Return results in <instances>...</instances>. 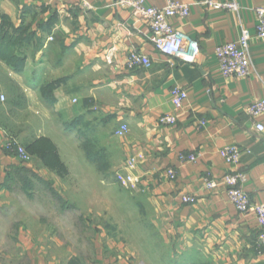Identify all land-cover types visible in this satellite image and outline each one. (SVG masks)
I'll return each mask as SVG.
<instances>
[{
    "label": "crops",
    "instance_id": "crops-1",
    "mask_svg": "<svg viewBox=\"0 0 264 264\" xmlns=\"http://www.w3.org/2000/svg\"><path fill=\"white\" fill-rule=\"evenodd\" d=\"M114 1L0 0V264H264L255 216L204 183L240 171L250 201L264 202V130L255 128L264 113L246 110L264 99V38L255 30L264 0H235L237 12L171 0L189 4L169 22L198 42L193 63L160 53L148 24ZM242 28L252 71L225 77L215 49L237 42ZM131 52L151 64L129 69ZM176 86L187 93L178 108ZM164 114L176 122L160 124ZM122 124L128 131L117 136ZM10 138L30 161L5 148ZM45 143L60 159L42 156ZM227 145L240 150L237 167L219 155ZM181 153L197 160L180 162ZM117 170L139 184L121 187Z\"/></svg>",
    "mask_w": 264,
    "mask_h": 264
},
{
    "label": "built area",
    "instance_id": "built-area-1",
    "mask_svg": "<svg viewBox=\"0 0 264 264\" xmlns=\"http://www.w3.org/2000/svg\"><path fill=\"white\" fill-rule=\"evenodd\" d=\"M145 0H115L114 5L125 7L132 12V16L137 21H145L151 29V40L155 48L162 54L179 59L186 63H193L199 53L198 42L188 35L174 29L169 20L174 17L185 18L189 14V4L177 1H167L163 7L148 6ZM201 3L212 8L227 9L237 12L239 4L235 0L219 2L217 0H200ZM257 24L255 27L256 37L264 38V6L255 8ZM251 38L250 32L242 28L237 42H226L220 44L215 49V55L219 63V70L225 77H245L252 71L251 57L248 51V42ZM112 51L107 54V60L111 61ZM151 60L147 55L140 52H131L126 60L129 69L135 67H148ZM172 103L174 107H180L187 98L184 89L176 86L171 90ZM5 95L0 92V101H5ZM247 112L251 117H257L264 113V99L254 100L248 107ZM160 124L173 125L176 122L172 114H164L158 119ZM204 124V121H201ZM255 128L263 131L264 126L256 123ZM128 131L125 124L120 125L115 134L123 136ZM7 149H15L20 161H28L29 155L26 150L14 140H8L5 144ZM220 157L227 165L237 167L240 161V150L235 145H227L219 150ZM180 162H195L197 156L194 153L180 154ZM127 168H134L135 159L127 160ZM176 170L168 169L166 175L169 179L176 178ZM120 177V176H119ZM122 185L129 186L139 182L138 177L122 176L119 178ZM246 181V176L240 171L227 172L219 179L204 178L207 189H215L219 186L224 187L225 194L230 203L240 213H252L259 225L255 248L258 253L264 250V202L253 203L242 184ZM181 200L186 203L194 202V196L184 194Z\"/></svg>",
    "mask_w": 264,
    "mask_h": 264
},
{
    "label": "rangeland",
    "instance_id": "rangeland-1",
    "mask_svg": "<svg viewBox=\"0 0 264 264\" xmlns=\"http://www.w3.org/2000/svg\"><path fill=\"white\" fill-rule=\"evenodd\" d=\"M10 139H12V140H14L15 141V139L14 138H10ZM10 139H8V140H10ZM51 142V141H50ZM52 143V142H51ZM21 146V145H20ZM44 149H43V157H45V158H48V159H60L59 157H60V155L58 154V151H57V149L55 148H49V145L48 144H44ZM5 148H6V146H5ZM24 148V147H23ZM7 149V148H6ZM7 150H10V149H7ZM26 150V149H25ZM27 153H28V155H29V160L28 161H30L31 160V156H32V154L30 153V152H28V151H26ZM64 153V151H62L61 152V155L62 156H67V155H65V154H63ZM15 154V153H14ZM16 155V154H15ZM17 156V155H16ZM68 156H71L72 158L74 157V154H73V151H71V154H69ZM18 157V156H17ZM28 161H24V162H28ZM117 169V168H116ZM120 171H116V178H117V181H116V183L118 184V185H120L121 187H124V188H126V189H129V188H134V187H136L139 183L138 182H135L134 184H131V185H129V186H126V185H122V183L120 182V180H119V178H121L122 176H123V174H118L117 175V173H119ZM120 176V177H119ZM115 192H116V199L118 200V201H120V202H122V197L124 196V193L123 192H121V191H119L118 190V188H115ZM139 228H142L141 226L139 227ZM143 231H147V232H150L151 233V231L150 230H142V231H138V232H143ZM150 243V242H149ZM153 244V241H151V243H150V245H152ZM152 261H153V255H152Z\"/></svg>",
    "mask_w": 264,
    "mask_h": 264
}]
</instances>
